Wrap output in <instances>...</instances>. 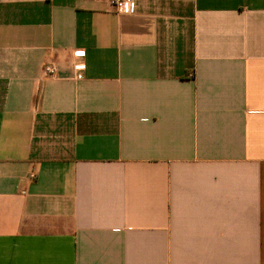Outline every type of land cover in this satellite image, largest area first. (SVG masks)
I'll return each mask as SVG.
<instances>
[{
    "label": "crops",
    "instance_id": "1",
    "mask_svg": "<svg viewBox=\"0 0 264 264\" xmlns=\"http://www.w3.org/2000/svg\"><path fill=\"white\" fill-rule=\"evenodd\" d=\"M133 2L0 0V264H264V0Z\"/></svg>",
    "mask_w": 264,
    "mask_h": 264
},
{
    "label": "built area",
    "instance_id": "2",
    "mask_svg": "<svg viewBox=\"0 0 264 264\" xmlns=\"http://www.w3.org/2000/svg\"><path fill=\"white\" fill-rule=\"evenodd\" d=\"M110 2L118 12L132 13L134 11L133 0H110ZM79 66L81 69L84 68V65ZM44 69L47 74H54L56 72V66L52 63L46 64Z\"/></svg>",
    "mask_w": 264,
    "mask_h": 264
}]
</instances>
